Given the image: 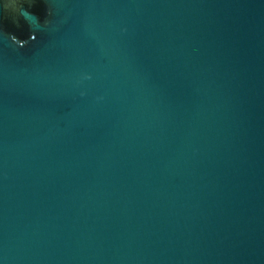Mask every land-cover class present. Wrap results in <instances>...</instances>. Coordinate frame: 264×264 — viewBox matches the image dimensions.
Masks as SVG:
<instances>
[{
  "label": "water",
  "instance_id": "obj_1",
  "mask_svg": "<svg viewBox=\"0 0 264 264\" xmlns=\"http://www.w3.org/2000/svg\"><path fill=\"white\" fill-rule=\"evenodd\" d=\"M0 264H264V0H0Z\"/></svg>",
  "mask_w": 264,
  "mask_h": 264
}]
</instances>
